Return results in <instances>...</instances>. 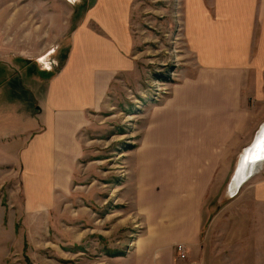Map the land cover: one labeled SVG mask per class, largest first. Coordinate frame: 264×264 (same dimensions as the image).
<instances>
[{
  "label": "crops",
  "instance_id": "0c3cea01",
  "mask_svg": "<svg viewBox=\"0 0 264 264\" xmlns=\"http://www.w3.org/2000/svg\"><path fill=\"white\" fill-rule=\"evenodd\" d=\"M134 1L96 0L69 34L68 47L57 53L63 59L58 68L25 61L19 73L0 83V188L22 176L27 195L72 190L85 154L80 134L89 114L104 107L118 75L136 66L130 32ZM185 9L184 32L192 35L201 63L193 77L176 84L153 108L136 158L159 166L171 158L189 162L188 169L170 175L163 168L153 171L175 177L164 193H182L187 201L174 236L186 245L195 243L207 224L213 250L214 236L223 229L225 246L233 252H224L227 264H247L248 257L260 258L263 251L264 172L248 180L238 202L225 204L208 223L198 203L213 187L217 168L264 119V0H185ZM1 211L5 214L0 206ZM1 219L6 224V216ZM166 234L159 232L161 241L170 240ZM8 257L6 250L0 264Z\"/></svg>",
  "mask_w": 264,
  "mask_h": 264
},
{
  "label": "rangeland",
  "instance_id": "374dc122",
  "mask_svg": "<svg viewBox=\"0 0 264 264\" xmlns=\"http://www.w3.org/2000/svg\"><path fill=\"white\" fill-rule=\"evenodd\" d=\"M93 1L0 0V83L19 73L25 61L37 68H58L63 59L57 53L68 47L69 34L95 5ZM185 10V0L134 1L130 32L136 66L130 74L118 75L104 107L89 114L90 122L80 134L85 154L78 163L72 190L45 189L27 195L22 176L8 179L0 188V206L5 209V214L0 212V262L6 250L7 264L229 262L224 252L227 256L233 252L225 246L223 229L214 236L212 243L218 246L213 250L205 231L207 224L195 243L186 245L174 236L186 200L176 191L164 193L175 177L161 178L153 171L163 168L170 175L176 169H188L190 163L171 158L155 166L153 161L136 158L153 108L171 95L176 84L193 77L201 63L192 48V35L184 32ZM215 46L222 50L218 43ZM168 75L169 81L158 78ZM249 103L252 106L251 99ZM262 123L264 119L231 159L217 168L213 187L201 195L198 206L207 223L225 204L238 202L249 183L233 196L226 192L240 152L252 142ZM127 145L135 148L126 150ZM260 172H264V162L255 167L253 177ZM1 216H6V224ZM12 220L16 223L10 224ZM160 231L167 232L170 240L161 241ZM178 243L186 247L184 259L175 251ZM260 244L262 256L248 257L247 264H264V236ZM207 255L212 257L205 258Z\"/></svg>",
  "mask_w": 264,
  "mask_h": 264
},
{
  "label": "bare ground",
  "instance_id": "6f19581e",
  "mask_svg": "<svg viewBox=\"0 0 264 264\" xmlns=\"http://www.w3.org/2000/svg\"><path fill=\"white\" fill-rule=\"evenodd\" d=\"M256 142L253 143V141ZM264 162V123L257 130L252 142L239 154L226 192L229 196L237 194L241 187L254 175L255 167Z\"/></svg>",
  "mask_w": 264,
  "mask_h": 264
},
{
  "label": "built area",
  "instance_id": "2783aa9c",
  "mask_svg": "<svg viewBox=\"0 0 264 264\" xmlns=\"http://www.w3.org/2000/svg\"><path fill=\"white\" fill-rule=\"evenodd\" d=\"M49 70H51L50 68H47ZM175 251L178 255L179 258H182L184 259L187 255L186 253V247L183 243H178L176 246H175Z\"/></svg>",
  "mask_w": 264,
  "mask_h": 264
},
{
  "label": "trees",
  "instance_id": "16d2710c",
  "mask_svg": "<svg viewBox=\"0 0 264 264\" xmlns=\"http://www.w3.org/2000/svg\"><path fill=\"white\" fill-rule=\"evenodd\" d=\"M95 2H96V0H94L93 1V4L92 5H94L95 4ZM158 78H160V79H163V80H165V81H169L170 80V76L168 75L167 77H165V76H159ZM132 148H135V146H133V145H127L126 147H125V149L127 150V149H132Z\"/></svg>",
  "mask_w": 264,
  "mask_h": 264
},
{
  "label": "water",
  "instance_id": "95a60500",
  "mask_svg": "<svg viewBox=\"0 0 264 264\" xmlns=\"http://www.w3.org/2000/svg\"><path fill=\"white\" fill-rule=\"evenodd\" d=\"M256 142V140L253 141V143Z\"/></svg>",
  "mask_w": 264,
  "mask_h": 264
}]
</instances>
